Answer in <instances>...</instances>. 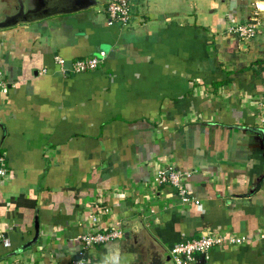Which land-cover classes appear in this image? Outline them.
<instances>
[{
    "label": "crops",
    "instance_id": "obj_1",
    "mask_svg": "<svg viewBox=\"0 0 264 264\" xmlns=\"http://www.w3.org/2000/svg\"><path fill=\"white\" fill-rule=\"evenodd\" d=\"M49 12L0 27V264H134L207 231L246 239L207 264H264V0H132L126 27L107 24L103 0ZM255 13L251 39L227 34ZM99 50L90 71L53 63ZM169 164L197 204L152 190ZM95 200L101 226L123 232L83 251Z\"/></svg>",
    "mask_w": 264,
    "mask_h": 264
},
{
    "label": "built area",
    "instance_id": "obj_2",
    "mask_svg": "<svg viewBox=\"0 0 264 264\" xmlns=\"http://www.w3.org/2000/svg\"><path fill=\"white\" fill-rule=\"evenodd\" d=\"M107 18V24L111 25L117 23L120 26L126 27L130 22V8L132 0H103ZM258 25V17L256 13L246 23L231 24L227 26L226 32L231 36L242 41H248L256 33V26ZM105 52L103 50L97 51L95 54L77 58L70 61L68 64L60 56L53 57V63L57 66L61 73L72 72L79 73L95 69L104 59ZM46 72L45 69H40L39 73ZM8 82L3 77L0 70V92L6 93L8 90ZM256 111L258 112L257 122L264 121V93L259 100L254 101ZM6 168L4 165V154L0 153V175H4ZM185 175L184 171L175 168L169 164L164 167H154L152 175V190L159 192L158 189L171 188L172 194L176 201L180 204L194 203L198 200L191 197V195L182 186L181 177ZM148 198V195L145 196ZM108 207L101 204L99 200H95L88 206V211L85 217L86 229L83 233L77 236L81 242L83 251L91 245L102 244L122 236V227L119 221L108 224L102 227L100 224L101 216L108 211ZM263 237V233H260ZM1 243L4 246L9 245V239L0 234ZM243 236H237L230 232H215L207 231L197 237L182 238L174 243L168 250L170 260L173 264H207L209 258V249L214 245L228 244L235 245L245 241ZM196 255H200L204 263L196 261ZM66 264H90L83 252L79 256L67 261Z\"/></svg>",
    "mask_w": 264,
    "mask_h": 264
},
{
    "label": "water",
    "instance_id": "obj_3",
    "mask_svg": "<svg viewBox=\"0 0 264 264\" xmlns=\"http://www.w3.org/2000/svg\"><path fill=\"white\" fill-rule=\"evenodd\" d=\"M55 1L57 0H0V27L11 25L19 21H27L30 19L39 18L43 15L36 14V15H29L27 17L26 14L33 11H38L40 9H43L44 7H50L51 3ZM89 2L92 5L100 2V0H89ZM49 10H46L43 14L44 15L50 14ZM123 225L124 222H121L122 228L124 227ZM143 249H144L143 253L142 252L136 253L137 261L134 264H171L172 263L168 251L166 252V250L164 249L162 250L158 246H145L143 247Z\"/></svg>",
    "mask_w": 264,
    "mask_h": 264
},
{
    "label": "flooded vegetation",
    "instance_id": "obj_4",
    "mask_svg": "<svg viewBox=\"0 0 264 264\" xmlns=\"http://www.w3.org/2000/svg\"><path fill=\"white\" fill-rule=\"evenodd\" d=\"M81 0H57L55 2H52L50 7H44L43 9H40L38 11H33L30 13H27V17L29 15H36V14H43L46 10L54 9V8H62V7H68L72 5L73 3H79ZM25 16V15H24Z\"/></svg>",
    "mask_w": 264,
    "mask_h": 264
},
{
    "label": "rangeland",
    "instance_id": "obj_5",
    "mask_svg": "<svg viewBox=\"0 0 264 264\" xmlns=\"http://www.w3.org/2000/svg\"><path fill=\"white\" fill-rule=\"evenodd\" d=\"M172 264V263H171Z\"/></svg>",
    "mask_w": 264,
    "mask_h": 264
}]
</instances>
